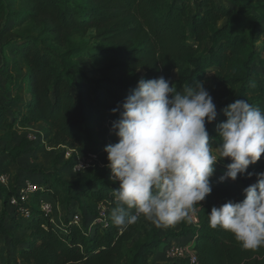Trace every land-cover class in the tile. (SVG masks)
<instances>
[{
	"label": "trees",
	"instance_id": "16d2710c",
	"mask_svg": "<svg viewBox=\"0 0 264 264\" xmlns=\"http://www.w3.org/2000/svg\"><path fill=\"white\" fill-rule=\"evenodd\" d=\"M27 1L28 16L43 22L52 42L67 50L60 53L32 36L2 45L0 129L42 123L50 129L54 145L71 153L68 165L82 158L94 160L91 169L77 172L71 182L39 173V178L24 174L13 189L0 185V242L6 240L10 246L11 264H156L155 250L189 235L194 264H264V248L243 250L230 233L212 229L207 217L212 207L244 199L243 189L264 172V154L234 182L219 183L221 176H212V191L200 202L195 223L182 221L178 231L161 234L140 220L123 232L114 226L112 191L119 184L110 180L104 152L107 145L118 142L111 126L120 112L112 114V109L132 94L141 78L170 80L175 72L177 92L192 81L204 82L217 111L216 119L206 124L213 149L220 142L216 130L226 119V106L245 99L264 109V0ZM9 4L3 0L0 7ZM89 31L99 42L89 57L97 64L100 79L93 89H84L68 66V60L84 49L69 43ZM207 33L211 34L208 43ZM24 93L26 99H22ZM24 150L22 141L1 154L14 163ZM230 162L225 158L226 165ZM248 173H253L251 178ZM23 182L33 189L21 202L18 195L26 188ZM12 197L17 208L9 204ZM83 200L95 209L88 213L89 221L79 217V224L73 222L75 212L56 225L40 209L42 202H48L69 210L80 207ZM20 207L29 211L27 219ZM100 209L103 223H94ZM0 255V264H10L4 249ZM176 264L190 263L181 259Z\"/></svg>",
	"mask_w": 264,
	"mask_h": 264
},
{
	"label": "clouds",
	"instance_id": "9594fccd",
	"mask_svg": "<svg viewBox=\"0 0 264 264\" xmlns=\"http://www.w3.org/2000/svg\"><path fill=\"white\" fill-rule=\"evenodd\" d=\"M170 84L163 76L141 78L112 109L120 112L111 126L118 142L104 152L110 180L119 184L112 191L111 220L121 232L141 217L157 228L191 220L212 191L218 161H231L218 182H234L264 154V111L245 99L226 106L213 149L206 124L217 111L204 82L192 81L179 92ZM242 195L241 202L212 207L209 226L230 233L243 250L256 251L264 248V172Z\"/></svg>",
	"mask_w": 264,
	"mask_h": 264
},
{
	"label": "rangeland",
	"instance_id": "374dc122",
	"mask_svg": "<svg viewBox=\"0 0 264 264\" xmlns=\"http://www.w3.org/2000/svg\"><path fill=\"white\" fill-rule=\"evenodd\" d=\"M2 1L3 0H0V2ZM215 1L217 3L224 2L223 0ZM8 2L10 4L6 7H0V54L2 51V45L6 41L11 39H23L30 36L47 41L48 44L55 46L57 51L60 53L67 50L66 47L56 46L52 42L53 36L47 32V27L43 22L28 16L29 4L27 0H8ZM94 34L95 33L93 31H89L84 35L73 37L69 43V46L72 48L79 47L84 49V52L74 54L68 60V66L73 79H76L77 83L84 89H93V83L100 79V75L96 73L98 68L97 64L89 57L92 49L99 43L98 40L94 38ZM210 35V33L206 34L207 43L211 37ZM190 44L193 45L192 42H190ZM2 65L3 60L0 55V71L2 69ZM10 71L12 72L13 69H10ZM261 77L264 78V75H261ZM175 79L176 73L173 72L171 79L169 80L171 82L170 86L174 85ZM76 85L77 84L75 83L72 84L73 90H75ZM25 94L26 93L22 95V99H26ZM261 111H264V109ZM50 136V129L42 123L37 125H28L24 128L15 127L11 130L0 129V175H5L7 178L5 185L0 184L3 188L13 189L17 186V179H19L18 181H21L24 174L28 177L31 176L36 178H39L41 173L49 175L55 174L58 178L65 182H71L75 179V165L70 166L67 163L71 153L64 150V148L55 146L51 141ZM22 141L25 143V154H23L14 163H11L9 160L3 158L1 151L5 152V149L17 146ZM88 163L91 164L92 162ZM226 166L225 159L218 161L215 165L216 170L213 176H222L226 171ZM97 170L100 171L101 168ZM52 206V213L50 215L56 225H60L58 222L61 221V219H64L66 215H70L72 212H75V215H78L80 218L82 217L85 221H89L91 216L88 213L95 209V205H89L85 200L81 202L80 207H76V205H74L69 210L58 205L52 204ZM139 220L149 228H156L161 234H165L166 231H178V224H180L179 222L174 226L167 228H157L151 222L146 221L143 217ZM191 236L192 235H189L185 239L189 240L191 239ZM0 249H4L5 253L8 255L6 256L8 263H13L14 254L10 253V246L7 245L6 240H2L0 242ZM161 258L163 263H167V260L163 256Z\"/></svg>",
	"mask_w": 264,
	"mask_h": 264
},
{
	"label": "built area",
	"instance_id": "2783aa9c",
	"mask_svg": "<svg viewBox=\"0 0 264 264\" xmlns=\"http://www.w3.org/2000/svg\"><path fill=\"white\" fill-rule=\"evenodd\" d=\"M93 160H94L93 157H89L87 159H83V158L77 159L75 166H74V170L77 173V172H83L87 169H91L92 165L88 162H92ZM79 165L81 167H79ZM6 182H7L6 176L0 175V184L5 185ZM25 186H26L25 189L19 191L18 200H20L21 202H24L26 199L25 193L33 189V186L29 184L28 182L25 183ZM9 204L11 205V207H14V208L18 207L17 200L15 198H11ZM52 208H53L52 204L48 202H42L41 207H40L41 211L44 212L45 214H51ZM18 209L23 218L27 219L29 217L30 213L26 208L20 207ZM99 217L100 218L95 220L94 223H98V224L103 223V219H102L103 213L101 209H100ZM73 222L74 224H78L80 222L78 215L73 216ZM188 222L193 225L195 223L194 216L191 220H188ZM192 247H193V237L192 236H191V239L189 240L182 238L179 240L171 241L165 248L164 257L167 260L168 264H176L181 259H186L189 261L190 264H194L196 262V256L192 250Z\"/></svg>",
	"mask_w": 264,
	"mask_h": 264
},
{
	"label": "crops",
	"instance_id": "0c3cea01",
	"mask_svg": "<svg viewBox=\"0 0 264 264\" xmlns=\"http://www.w3.org/2000/svg\"><path fill=\"white\" fill-rule=\"evenodd\" d=\"M165 248H166V245L164 247L159 248V249L154 251V259H153L154 263H156V264H167V263H163L162 258H161L162 256L164 257ZM1 255H2V253H1Z\"/></svg>",
	"mask_w": 264,
	"mask_h": 264
}]
</instances>
